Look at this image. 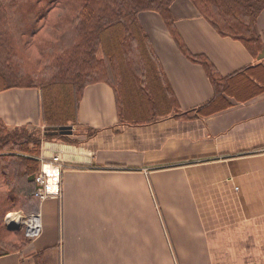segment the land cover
<instances>
[{"label":"crops","instance_id":"crops-1","mask_svg":"<svg viewBox=\"0 0 264 264\" xmlns=\"http://www.w3.org/2000/svg\"><path fill=\"white\" fill-rule=\"evenodd\" d=\"M172 16L187 49L221 76L246 69L234 86L240 97L200 114L214 85L154 12L140 16L163 70L152 117L133 104L124 113L99 83L86 88L77 124L49 126L39 90L1 92L8 126L73 133L42 144L43 159L67 168L60 195L41 204V236L0 264H36L44 251L56 264H264V59L220 36L190 0H176ZM257 27L264 41V10Z\"/></svg>","mask_w":264,"mask_h":264},{"label":"trees","instance_id":"trees-1","mask_svg":"<svg viewBox=\"0 0 264 264\" xmlns=\"http://www.w3.org/2000/svg\"><path fill=\"white\" fill-rule=\"evenodd\" d=\"M190 1L220 36L242 42L254 57L262 53L264 41L257 24L264 0ZM175 2L0 0V93L39 90L44 121L49 126L77 124L86 88L99 83L115 90L124 113L132 109L131 98L135 96L143 104L139 106L135 100L139 107L159 112L162 106L155 97L154 74L159 70L163 75V70L140 22L143 13L154 12L172 30L182 53L205 67L214 85V98L201 106L199 113L228 108L232 105L228 97H240L234 86L246 69L223 77L209 58L192 54L174 29ZM58 140L66 141L67 137L46 135L41 128H12L0 119V257L22 252L30 244L24 228H6L5 216L14 210L26 214L39 211L36 192L42 144ZM50 253L35 254L36 264H56Z\"/></svg>","mask_w":264,"mask_h":264},{"label":"built area","instance_id":"built-area-1","mask_svg":"<svg viewBox=\"0 0 264 264\" xmlns=\"http://www.w3.org/2000/svg\"><path fill=\"white\" fill-rule=\"evenodd\" d=\"M43 159V158H42ZM67 168L59 157L43 159L41 172L37 176V196L41 204L51 197H57L61 193V175ZM8 226L15 224L24 227L29 239L34 240L41 236L43 232V223L41 213L32 216H26L21 212L14 213L8 217Z\"/></svg>","mask_w":264,"mask_h":264},{"label":"rangeland","instance_id":"rangeland-1","mask_svg":"<svg viewBox=\"0 0 264 264\" xmlns=\"http://www.w3.org/2000/svg\"><path fill=\"white\" fill-rule=\"evenodd\" d=\"M105 55H104V52H103V50H100V52H99V57H104ZM137 96H139V95H137ZM145 96V95H144ZM145 98L148 100V98L145 96ZM135 100L137 101V103H138V105L139 106H142L143 104H142V102L139 100V99H137L136 98V96H135V99L134 98H131V101H132V103H133V105H135V106H138L137 104H136V102H135ZM124 107H125V105H124ZM149 108H147L146 109V112H145V115H144V118H147V117H152V115H155V114H157V111L156 110H153V112H151V111H149L148 110ZM141 116V115H140ZM140 116H136L135 118H141ZM40 207H41V205H40ZM17 212H21V213H23L24 215H26V216H32V215H37L38 213L40 214L41 213V210H40V208H39V211L38 212H33V213H31V214H26V212L24 211V210H14V211H10V212H8L7 214H6V216H5V225H6V228H8V217H10V215H12V214H14V213H17ZM41 217H42V215H41ZM24 228V227H23ZM25 233H26V229H25ZM26 237L28 238V236H27V234H26ZM28 240L29 241H32L31 239H29L28 238Z\"/></svg>","mask_w":264,"mask_h":264},{"label":"water","instance_id":"water-1","mask_svg":"<svg viewBox=\"0 0 264 264\" xmlns=\"http://www.w3.org/2000/svg\"><path fill=\"white\" fill-rule=\"evenodd\" d=\"M259 59H264V50L260 54ZM72 133H73V127L71 126L54 128L53 131H51V134H60V135H71ZM20 228H21L20 226H17L15 224L8 226L9 230H19Z\"/></svg>","mask_w":264,"mask_h":264}]
</instances>
